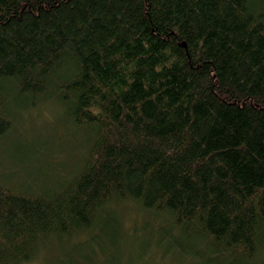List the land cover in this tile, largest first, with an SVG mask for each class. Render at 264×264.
<instances>
[{
    "label": "trees",
    "instance_id": "trees-1",
    "mask_svg": "<svg viewBox=\"0 0 264 264\" xmlns=\"http://www.w3.org/2000/svg\"><path fill=\"white\" fill-rule=\"evenodd\" d=\"M41 100L61 108L84 151L56 184L33 166L22 183L1 174L16 185L0 180V264L32 263L64 242L67 264L96 257L92 243L107 264L166 260L176 248L257 264L264 0H0V140L16 102ZM129 203L161 234L133 262L137 234L120 250L113 210Z\"/></svg>",
    "mask_w": 264,
    "mask_h": 264
},
{
    "label": "rangeland",
    "instance_id": "rangeland-1",
    "mask_svg": "<svg viewBox=\"0 0 264 264\" xmlns=\"http://www.w3.org/2000/svg\"><path fill=\"white\" fill-rule=\"evenodd\" d=\"M16 103L12 108L14 128L0 140V180L11 186L16 185L14 181H9L1 176V174L7 176L15 171L21 176L19 181L22 183L29 178L27 167L33 166V170L36 169L33 175H37V171L43 172L45 178L41 175V180L50 179L49 182L56 184L55 181L67 177L76 166L77 160L79 161L80 154L84 151V145L80 142L81 135H78L77 129L67 121L61 108L55 104L41 100L33 108L28 106L22 108ZM33 175L30 177L32 178ZM35 190L37 189L35 188ZM113 210H115L116 220L122 226L117 246L120 247V250L123 248L125 250V240L128 241L129 236L137 234L136 242L134 239L132 244L136 246L129 255L132 262L137 261L140 250L149 249V247L143 248L140 245L151 242L149 240L159 241L161 234L154 230L156 228L155 219L150 214L142 212L133 203L121 204ZM82 240L83 238L81 242H85ZM92 244L90 246L96 249V257L91 256L89 260L77 258V261L81 264H107L109 260L106 258L107 254H99L98 248ZM46 248L43 249L38 259L29 264H67L68 259L63 253L64 249L71 248L70 251H72L73 247L72 244L64 242L63 244L50 243ZM192 252L190 251L188 253L190 255L185 257L181 250L176 248L173 249L171 258L163 260L164 258L161 256L156 259L152 257L146 264H217L202 261L193 254L191 256ZM116 253L114 248L109 250L110 255ZM255 263L264 264V252L260 254Z\"/></svg>",
    "mask_w": 264,
    "mask_h": 264
}]
</instances>
